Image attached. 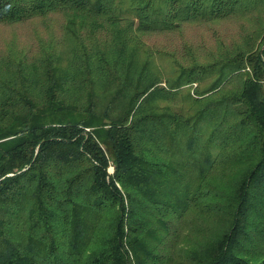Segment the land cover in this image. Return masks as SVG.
Segmentation results:
<instances>
[{"label": "trees", "instance_id": "1", "mask_svg": "<svg viewBox=\"0 0 264 264\" xmlns=\"http://www.w3.org/2000/svg\"><path fill=\"white\" fill-rule=\"evenodd\" d=\"M249 13L206 63L147 41ZM55 15L0 52V264H264V0H0Z\"/></svg>", "mask_w": 264, "mask_h": 264}, {"label": "rangeland", "instance_id": "2", "mask_svg": "<svg viewBox=\"0 0 264 264\" xmlns=\"http://www.w3.org/2000/svg\"><path fill=\"white\" fill-rule=\"evenodd\" d=\"M261 17L249 13L210 22L186 23L174 32L152 35L147 41L155 49L173 52L181 64L195 60L206 63L225 51L245 46L246 38L254 37L259 30ZM62 23V17L55 15L50 16L46 24L36 18L19 24H0V52L14 43L33 56L38 51L39 41L60 37ZM166 104L159 102L160 106Z\"/></svg>", "mask_w": 264, "mask_h": 264}]
</instances>
